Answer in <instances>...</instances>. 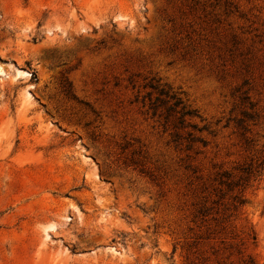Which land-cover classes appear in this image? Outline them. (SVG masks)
Instances as JSON below:
<instances>
[{
    "label": "rangeland",
    "instance_id": "1",
    "mask_svg": "<svg viewBox=\"0 0 264 264\" xmlns=\"http://www.w3.org/2000/svg\"><path fill=\"white\" fill-rule=\"evenodd\" d=\"M0 264H264V0H0Z\"/></svg>",
    "mask_w": 264,
    "mask_h": 264
},
{
    "label": "trees",
    "instance_id": "2",
    "mask_svg": "<svg viewBox=\"0 0 264 264\" xmlns=\"http://www.w3.org/2000/svg\"><path fill=\"white\" fill-rule=\"evenodd\" d=\"M151 88H157V86H151L149 85ZM159 93L162 95H165L166 97H168L169 101H171V104L169 105V107L167 108V112L169 113L170 111H174L175 109H177L178 111H176L179 114V121L178 123H183L184 122V117H189V118H194V117H199L198 115V111L194 108H192L189 104L183 102V100H181V98L179 97L178 93L176 92H171L169 89H165L164 87H161L159 89ZM158 99V98H157ZM156 99V100H157ZM156 105H151V108H153V110L155 109ZM189 126H191L193 129L200 131L203 127H198L197 124L191 123L189 124ZM189 136L192 137L191 134H189ZM194 139L197 140H201V138L199 137H193Z\"/></svg>",
    "mask_w": 264,
    "mask_h": 264
}]
</instances>
